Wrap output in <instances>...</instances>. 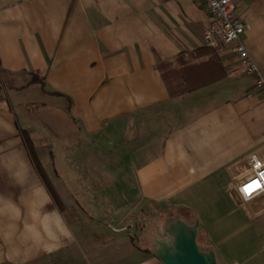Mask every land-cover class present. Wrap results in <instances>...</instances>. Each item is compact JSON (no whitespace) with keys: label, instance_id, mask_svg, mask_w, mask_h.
<instances>
[{"label":"crops","instance_id":"0c3cea01","mask_svg":"<svg viewBox=\"0 0 264 264\" xmlns=\"http://www.w3.org/2000/svg\"><path fill=\"white\" fill-rule=\"evenodd\" d=\"M233 1L248 26L240 41L264 80V0ZM210 20L203 0H0V122L12 123L46 187L55 185L54 168L42 150L60 140L62 159L72 158L60 187L98 178L112 185L124 170L136 207L198 219L197 243L214 250L217 264H264V192L248 202L232 196L249 155L264 156V87L244 73L234 43L204 44ZM32 87L38 94L26 93ZM0 191L17 190L0 176ZM56 194L62 206L67 196L79 204L65 189ZM70 228L74 239L57 250L66 258L82 259L86 248L100 261L102 244L115 257L118 242L133 250L132 237L115 236L126 226L104 238L106 229ZM161 228L150 234L146 264H161L150 252ZM51 254L26 249L17 260L0 242V264Z\"/></svg>","mask_w":264,"mask_h":264},{"label":"rangeland","instance_id":"374dc122","mask_svg":"<svg viewBox=\"0 0 264 264\" xmlns=\"http://www.w3.org/2000/svg\"><path fill=\"white\" fill-rule=\"evenodd\" d=\"M26 79L32 81V83L35 82L34 76ZM26 85L29 86L32 84L31 82H28ZM35 87H32L30 91L26 90V93L30 92L31 95L35 93L38 94V89H35ZM38 142H40V146H44V144L48 143L47 140H39ZM57 142L58 144L51 141V144L53 145L48 144L43 148L42 153L45 154L41 155L42 162H46L48 165L51 164L54 168L53 183L55 185L52 189L59 193H62L64 189L65 191H69L70 194L74 195V199L75 197L77 198L79 204L73 203L71 197H68L66 194L65 199L66 196L67 199L65 201L67 208L64 205L62 206L60 202L56 201H54V206L59 209L63 208L65 213L64 218L70 227L79 226L86 230L93 228L106 229L101 235L102 238L107 237V235L113 236L114 233H112L111 230H114L119 226H126L129 228V231L126 232V234H116L115 236L117 240H119V238L123 239L126 235L132 237L133 250H131L132 248L130 245L119 244L118 242L116 255L115 257H112V249L108 251V246L102 244V247L100 248V261L97 260L96 255L92 256L85 248L84 252L86 253L82 259L81 256L79 259H76L71 255L66 258L62 251H54L47 260L46 258H43L36 264H146V258H148V256L145 253L148 254V248L151 246L150 236L154 234L155 231L159 233L161 226L175 217L173 216L174 212L166 206H157L146 203L143 205L140 204L136 207V196L134 195V190L129 187V184L126 181L127 177L124 170L115 172V183L112 185L107 184L106 181H100V178H98L92 183V185L90 184V186L86 185L84 187H79L76 182L65 188L60 187L59 183L62 181V175L66 173L64 170L65 161L66 159H68V162L72 161V158L71 155L67 153L64 156L65 161L62 159V154L66 153V151H63V149H60L59 147L62 142L60 140ZM71 144H73V140L71 143L69 142L68 146ZM69 149L76 151V149L73 148ZM102 159L105 160V163L107 162L105 156H102ZM38 167H40V165H38ZM92 173H95L96 176H100V171L98 170H96V172H90V174ZM74 174H77L76 168L72 175ZM122 176L124 177L123 179ZM111 183H113V181H111ZM77 192H79V194H77ZM78 206L80 211L77 212ZM118 220L122 222L117 225ZM143 227L146 229V232L139 231L140 229H143Z\"/></svg>","mask_w":264,"mask_h":264},{"label":"clouds","instance_id":"9594fccd","mask_svg":"<svg viewBox=\"0 0 264 264\" xmlns=\"http://www.w3.org/2000/svg\"><path fill=\"white\" fill-rule=\"evenodd\" d=\"M0 176L10 189L0 191V242L15 250L16 259L26 249L54 252L74 239L46 185L40 179L10 121L0 122Z\"/></svg>","mask_w":264,"mask_h":264},{"label":"built area","instance_id":"2783aa9c","mask_svg":"<svg viewBox=\"0 0 264 264\" xmlns=\"http://www.w3.org/2000/svg\"><path fill=\"white\" fill-rule=\"evenodd\" d=\"M203 2L211 18L209 26L203 34L204 44L208 47H216L219 43H234L235 47L233 50L238 54L244 73L256 79V90L262 89L264 87V80L261 72L240 41L248 26L238 17L234 1L203 0ZM248 160L249 174L235 186V191L240 198V202H248L264 192V156L252 153L249 155ZM246 188L249 189L248 192L245 191ZM230 264L238 263L232 262Z\"/></svg>","mask_w":264,"mask_h":264},{"label":"water","instance_id":"95a60500","mask_svg":"<svg viewBox=\"0 0 264 264\" xmlns=\"http://www.w3.org/2000/svg\"><path fill=\"white\" fill-rule=\"evenodd\" d=\"M232 196L240 202L235 191ZM199 221L194 218L185 222L179 217H174L161 228V238L153 236L151 254L161 264H217L212 248H202L197 243Z\"/></svg>","mask_w":264,"mask_h":264},{"label":"trees","instance_id":"16d2710c","mask_svg":"<svg viewBox=\"0 0 264 264\" xmlns=\"http://www.w3.org/2000/svg\"><path fill=\"white\" fill-rule=\"evenodd\" d=\"M41 86H43V84H41ZM23 138H24L25 145H26V147H27V149L29 151V155H30V158H31L32 162L34 164H36L37 167H38L39 162H38L37 157H36V155L34 153L33 144L31 142V140L29 139V137L25 133H23ZM47 189H48L49 193L51 194L53 200L56 201V202H60L56 192L52 189V187L48 186Z\"/></svg>","mask_w":264,"mask_h":264},{"label":"snow or ice","instance_id":"6c2138e0","mask_svg":"<svg viewBox=\"0 0 264 264\" xmlns=\"http://www.w3.org/2000/svg\"><path fill=\"white\" fill-rule=\"evenodd\" d=\"M257 187H259V185H257ZM245 191H246V192H248V191H249V189H248V188H246V189H245Z\"/></svg>","mask_w":264,"mask_h":264}]
</instances>
